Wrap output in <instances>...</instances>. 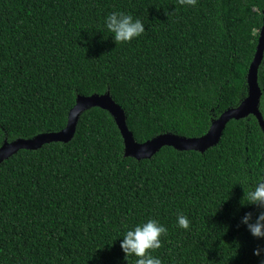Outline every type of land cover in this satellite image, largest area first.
Returning <instances> with one entry per match:
<instances>
[{"label": "trees", "instance_id": "1", "mask_svg": "<svg viewBox=\"0 0 264 264\" xmlns=\"http://www.w3.org/2000/svg\"><path fill=\"white\" fill-rule=\"evenodd\" d=\"M264 0H0V147L62 130L77 96L109 92L137 143L203 136L247 95ZM113 12L145 33L116 44ZM264 120V54L257 74ZM264 180V133L230 120L203 153L164 146L124 155L105 110L79 116L73 138L0 162V264H135L120 245L156 219L162 264H261L264 238L241 223L264 209L247 192ZM178 214L191 222L178 225Z\"/></svg>", "mask_w": 264, "mask_h": 264}, {"label": "water", "instance_id": "2", "mask_svg": "<svg viewBox=\"0 0 264 264\" xmlns=\"http://www.w3.org/2000/svg\"><path fill=\"white\" fill-rule=\"evenodd\" d=\"M261 14L262 25L258 34L256 50L246 76L247 95L237 107L227 109L215 119L203 136L186 138L166 133L143 143H137L126 126L123 110L112 100L109 92L101 95H79L76 97L74 106L68 112L66 125L62 130L55 133L39 134L30 139H16L12 142L4 143L0 147V162L21 149L35 150L50 142L67 143L73 138L77 120L81 113L94 107L105 110L112 116L123 140L124 155L137 160L151 158L164 146L172 147L177 151H197L203 153L218 143L222 131L230 120H239L248 115L255 117L261 131L264 133V120L259 111L261 90L257 81L258 67L264 54V9Z\"/></svg>", "mask_w": 264, "mask_h": 264}, {"label": "clouds", "instance_id": "3", "mask_svg": "<svg viewBox=\"0 0 264 264\" xmlns=\"http://www.w3.org/2000/svg\"><path fill=\"white\" fill-rule=\"evenodd\" d=\"M180 5L195 6L197 0H178ZM106 27L113 34L116 44L130 43L133 39L140 37L145 33V26L140 19L133 18L132 15L124 12H113L106 19ZM248 204L264 209V180L258 182L254 189L247 192ZM178 225L180 228L188 230L191 222L183 214H178ZM241 223L247 226V229L253 237L257 239L264 238V211L259 212L253 221V214L246 213ZM167 228L156 219H149L146 223L138 224L132 230L126 231L121 242V249L125 253V258L135 256V264H162L159 258L152 253L162 247V236L167 235ZM264 249L257 247L254 255L260 256ZM264 264V261H261Z\"/></svg>", "mask_w": 264, "mask_h": 264}]
</instances>
